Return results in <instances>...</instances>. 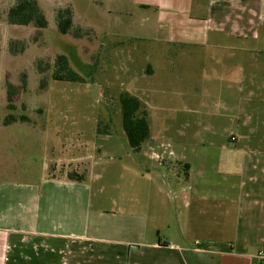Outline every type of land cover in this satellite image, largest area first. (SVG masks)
Segmentation results:
<instances>
[{
    "label": "crops",
    "instance_id": "crops-1",
    "mask_svg": "<svg viewBox=\"0 0 264 264\" xmlns=\"http://www.w3.org/2000/svg\"><path fill=\"white\" fill-rule=\"evenodd\" d=\"M120 1L115 10L131 17L122 34L107 29L123 18L100 26L99 77L93 51L78 49L82 67L91 68L86 81L52 73L48 88L56 95L41 93L47 108L40 118L28 108L25 123L16 117L3 125L42 130L46 141L38 171L0 180V264H264V0ZM92 78L104 87L117 81L118 93L136 95L148 111L150 137L139 151L131 148L133 182L141 187L130 208L94 202L98 164L83 180L51 174L47 127L29 124L70 120L57 107L71 106L69 87ZM156 107L167 114L152 125ZM96 135L101 152H117L115 134ZM82 167L72 170L83 174Z\"/></svg>",
    "mask_w": 264,
    "mask_h": 264
},
{
    "label": "rangeland",
    "instance_id": "rangeland-1",
    "mask_svg": "<svg viewBox=\"0 0 264 264\" xmlns=\"http://www.w3.org/2000/svg\"><path fill=\"white\" fill-rule=\"evenodd\" d=\"M38 1L50 21L49 27L45 29L44 33L41 28L33 24L16 26L8 23V9L16 0H0V180L15 176L23 177L30 174V171H38L41 155L40 144L43 145L46 141L42 130L40 132L34 130L33 134H27L19 129L17 131L13 125L3 127L5 115L13 113L18 118L16 122L25 123L20 117L26 114L28 108H32L34 111V113L30 111L33 113L32 117L39 116L40 118V114L37 112L38 110L42 111V107L46 106L41 93L47 91L51 96L56 95V88L51 87L52 92L50 93L48 86L52 80L53 65L56 56L59 54L57 53L58 50L66 54L67 58L70 57L80 71L76 68L75 70L81 75L83 73L88 74L91 68L89 66L88 69L86 66L82 67L81 62L86 61L83 55L79 54L78 49L85 48L87 51H93L91 54L92 72L95 71L99 77L98 68L102 64V57L97 52V47L99 34L103 30L100 26L107 25L110 27L109 19H113L114 16L118 17L114 20L115 23L116 20L123 18L118 23L120 25H116L115 31L110 28L107 29V32L110 31L111 34L114 32L122 34L126 30L121 25L124 26V23L131 17L130 12L126 11L125 8L115 10L114 6H117L116 3L121 2L120 0L116 3L114 0H70L72 3L68 0ZM68 6L72 9L74 6L77 10L74 28H79L82 31L80 38H86L87 41L84 44L76 43L79 41L73 39L76 37L73 32L68 35L58 32L57 10ZM99 16H101L102 22L89 21V19L93 20ZM136 25V22L132 23V27ZM54 28H56V36L51 34ZM129 42L127 38L124 41L120 40V48L125 49ZM22 44L26 45L24 54L17 53L20 54L17 55L10 51V45L19 49ZM91 47L93 50L90 49ZM39 67L44 71L40 72ZM109 72L115 74L113 71ZM111 73L107 72V74ZM25 75L26 88L21 89ZM42 80L46 82L44 87L40 84ZM9 82L20 88L13 101L15 109L8 108L7 90ZM91 82L90 85L75 83L74 87H69L73 90V97H71L74 98V103L68 107L65 104H60L57 107L59 108L58 111H62V114L65 113L70 120L54 118L45 122L38 120V122H30L29 124L47 127L46 133H49L47 142L48 161L51 174L69 172L78 163L84 167H82L84 175L98 164L95 167L96 172L101 174L102 179L95 180L93 183L94 202H101L106 207L118 202L120 206L130 208L132 193L134 189L136 190L141 186L133 182L132 171L136 167L134 159L136 156L131 150L122 125L119 85L116 81L111 87H104L98 80L94 81L93 78ZM191 92L193 93V89ZM155 101L159 102L157 99ZM156 108L151 110L152 125H155V117L161 118L167 114L159 110L158 107ZM48 110L53 112L52 107ZM161 122L160 124H163V119ZM105 133L115 134L117 152L106 151L103 153L99 150L100 140L96 134ZM72 143L74 144L73 147ZM61 147L68 150L61 152ZM57 154L58 156L61 155L60 159H56ZM62 155L70 157L66 158ZM100 190L102 191L101 194Z\"/></svg>",
    "mask_w": 264,
    "mask_h": 264
},
{
    "label": "trees",
    "instance_id": "trees-1",
    "mask_svg": "<svg viewBox=\"0 0 264 264\" xmlns=\"http://www.w3.org/2000/svg\"><path fill=\"white\" fill-rule=\"evenodd\" d=\"M72 7L59 8L56 14L58 29L61 33L73 32L74 36L81 37L82 31L79 28H74ZM7 20L10 24L30 25L33 24L38 28L48 27V18L42 9L38 0H16V2L8 9ZM17 44L19 42H16ZM26 48L22 44L19 49L10 45V51L13 54L22 53ZM40 68V67H39ZM40 68V72H43ZM53 78L57 80H68L75 82H85V78L72 68L65 54H58L55 58V69ZM26 75L23 79L21 89L26 88ZM41 86H46L45 80L41 81ZM20 88L13 83H8L7 99L8 108L15 109L13 103L14 97L19 92ZM123 129L128 138V142L134 151L141 149L142 143L150 137V126L148 121V111L142 101L136 95L124 91L119 97ZM22 120H28L26 115L21 116ZM16 120V116L9 113L5 119V124H10ZM67 176L73 180H83L84 175L76 171L68 172Z\"/></svg>",
    "mask_w": 264,
    "mask_h": 264
},
{
    "label": "built area",
    "instance_id": "built-area-1",
    "mask_svg": "<svg viewBox=\"0 0 264 264\" xmlns=\"http://www.w3.org/2000/svg\"><path fill=\"white\" fill-rule=\"evenodd\" d=\"M258 255H259V257H264V252L260 251Z\"/></svg>",
    "mask_w": 264,
    "mask_h": 264
}]
</instances>
